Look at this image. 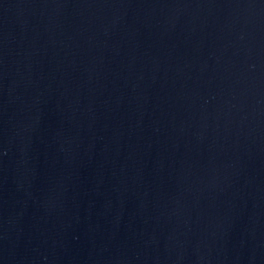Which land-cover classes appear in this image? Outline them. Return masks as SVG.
Returning <instances> with one entry per match:
<instances>
[{"label": "water", "instance_id": "95a60500", "mask_svg": "<svg viewBox=\"0 0 264 264\" xmlns=\"http://www.w3.org/2000/svg\"><path fill=\"white\" fill-rule=\"evenodd\" d=\"M0 264H264V0H0Z\"/></svg>", "mask_w": 264, "mask_h": 264}]
</instances>
